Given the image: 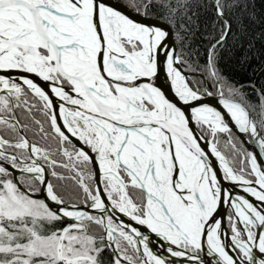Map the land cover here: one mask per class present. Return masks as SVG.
Masks as SVG:
<instances>
[{
    "label": "snow or ice",
    "instance_id": "6c2138e0",
    "mask_svg": "<svg viewBox=\"0 0 264 264\" xmlns=\"http://www.w3.org/2000/svg\"><path fill=\"white\" fill-rule=\"evenodd\" d=\"M256 3L0 0V264H264V88L218 66Z\"/></svg>",
    "mask_w": 264,
    "mask_h": 264
},
{
    "label": "trees",
    "instance_id": "16d2710c",
    "mask_svg": "<svg viewBox=\"0 0 264 264\" xmlns=\"http://www.w3.org/2000/svg\"><path fill=\"white\" fill-rule=\"evenodd\" d=\"M175 3V0H173ZM206 3L210 0H205ZM239 14L240 9L235 10ZM193 12L196 15H193ZM194 21L200 24L199 30L195 29V25L190 26V32L196 31V35L193 37L186 33L185 51H191L199 48L201 53L205 51L206 41L203 39L205 32V21H207V32H213L219 28H213L214 16L210 10L203 8H194L192 12ZM244 28L246 29L245 34L242 39H244L245 44L243 48L238 46V42L233 41L232 37L229 36L228 44L220 50V60L219 67L222 72L227 76L237 87L243 85L242 91L247 94V99L254 104H258V92L264 88V5L256 3V15L254 18L249 19L247 16L244 18ZM237 30V26L233 24V31ZM248 41H251L249 45ZM177 51L180 50V43L178 40L175 41ZM235 45V46H234ZM248 57L249 59H245ZM195 59V57H193ZM205 62V57L200 56V63ZM199 79V77H197ZM252 85L255 87L253 88ZM211 92H215L216 89L212 88L210 85L206 86ZM255 115V114H254ZM258 118V117H257ZM31 136V133H29ZM226 134L220 137V148L221 151L230 155V150L225 147ZM236 143L243 149L245 148L241 143L240 139L236 140Z\"/></svg>",
    "mask_w": 264,
    "mask_h": 264
},
{
    "label": "water",
    "instance_id": "95a60500",
    "mask_svg": "<svg viewBox=\"0 0 264 264\" xmlns=\"http://www.w3.org/2000/svg\"><path fill=\"white\" fill-rule=\"evenodd\" d=\"M157 22H159V21H157ZM165 28H167L168 27V25H163ZM169 43L171 44V43H174V45H175V47H176V43H175V41L173 40V38L172 37H170V39H169ZM176 49H177V47H176ZM159 84L160 85H164L165 86V88H168V87H170V85H169V81H168V79L166 78V74L165 73H161L160 74V76H159ZM208 90V89H207ZM209 91V90H208ZM169 95H171V92H169ZM214 99V97H206L205 98V100H206V102H208V101H211V100H213ZM239 135H241V136H243V134H239ZM209 139H211V137H209ZM243 139L246 141V143H242L243 144V146L245 147V148H247V150H250V151H253L254 153H259V148H258V146H257V144H256V141L254 140V139H251V138H249V137H247V136H243ZM227 187H228V189L229 190H231L234 194L235 193H237V192H239L240 191V189L238 188V187H233L231 184H229L228 182H223ZM228 208H227V206L225 205L222 209H221V213H222V216H219V217H217L218 219H220V218H223V220H224V222H225V217H226V210H227ZM226 225V224H225ZM139 227H141V229H142V231H144L146 234H148L149 236H150V238H151V243H150V246L151 247H153V249L157 252V253H159V254H161V255H164V256H168V254H167V252H166V250H162V249H159L158 248V245H161V241L159 240V238H157L154 234H151L150 232H148V230L147 229H145V228H143V226H139ZM223 239H224V241H225V243H228V240L230 239V234H229V232H225V234H224V236H223ZM200 255H201V258L205 261V264H209V262H211V264H215V258H213V257H209L208 255H207V250H206V247H205V249L200 253ZM169 259H171L170 257H169Z\"/></svg>",
    "mask_w": 264,
    "mask_h": 264
},
{
    "label": "flooded vegetation",
    "instance_id": "af4514ba",
    "mask_svg": "<svg viewBox=\"0 0 264 264\" xmlns=\"http://www.w3.org/2000/svg\"><path fill=\"white\" fill-rule=\"evenodd\" d=\"M229 211H230V209H227V210H226L225 224H227V216H228ZM229 234H230V232H229ZM158 248H159V249H162V248H161V245H158ZM177 264H179V260H177Z\"/></svg>",
    "mask_w": 264,
    "mask_h": 264
}]
</instances>
